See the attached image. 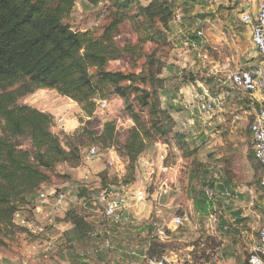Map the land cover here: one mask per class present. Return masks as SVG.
Segmentation results:
<instances>
[{"label": "trees", "instance_id": "1", "mask_svg": "<svg viewBox=\"0 0 264 264\" xmlns=\"http://www.w3.org/2000/svg\"><path fill=\"white\" fill-rule=\"evenodd\" d=\"M88 1L94 7L107 5L110 22L101 33L74 29L76 0H0V246L16 229L15 215L35 206L41 189L52 184L57 168L79 165L90 148L106 151L114 147L128 161L134 180L140 159L149 149L159 143L168 145L171 135L176 136L178 146H186L187 136L176 133L173 108L162 105L164 63L155 52L139 74L108 70L111 62L127 53L140 56L148 43H168L175 2ZM125 23L136 34L141 50L118 46L116 38ZM41 90L71 100L86 118L95 116L99 101L118 97L134 126L124 141L111 122L97 132L80 119L81 126L74 133H57L51 113L23 102ZM103 178L98 190L80 186L77 196L84 206H94L93 199L101 190L118 185ZM123 180L133 183L129 178ZM65 219L75 231L93 235L94 226L85 215L71 211ZM148 234L146 260L162 261L166 246L155 233V222Z\"/></svg>", "mask_w": 264, "mask_h": 264}, {"label": "rangeland", "instance_id": "2", "mask_svg": "<svg viewBox=\"0 0 264 264\" xmlns=\"http://www.w3.org/2000/svg\"><path fill=\"white\" fill-rule=\"evenodd\" d=\"M176 7V14L181 15V20H176V17L170 25V30L167 32V44L148 43L143 46L138 42L136 34L133 32L129 23H125L120 28V33L116 38L118 46L126 49L141 50L140 56L134 53H127L121 60L111 62L108 65V70L112 72L123 73H141L148 63V58L155 52V57L159 58L164 63L161 78L165 81V89L162 91L161 101L163 108H173L172 116L176 121V133L185 134L187 136L186 146L180 147L177 145L176 136L171 135L168 138V146L173 150L175 147L179 150L178 157L183 159L185 165H181V192L186 195V180L188 172L183 168H191V177H193L192 189L196 196L203 197L206 188L213 184L215 168L222 166L224 175L228 181L235 183L246 184L250 180L253 172L249 166V160L252 158L251 152V137L249 134L250 125L253 120V114L256 108L248 107L246 96L238 91H231V96H235L238 100V105L228 110L226 118L227 125H218L212 122V125L205 127L204 122L200 119L196 121L193 128L183 129L178 125L174 115L182 112L180 107H173V100H181L186 94L181 93L183 89L196 87V81L210 84L212 80L207 77L206 70L202 69V60L198 56V52H194L190 48L192 41H196L198 32L204 35L205 48L210 52V55L219 60L223 64H231L232 66L239 65L244 68L246 59L243 57L250 44L248 37L239 36V39L234 38V34L238 31L243 35V31H248L239 21L241 8L234 9L221 6H212L205 0H194L185 2L183 0H171ZM107 5L101 4L94 7L88 0H76V8L74 11L73 27L76 31L95 30L98 33L106 24L110 22L109 10ZM176 16V15H175ZM249 33V32H248ZM202 42V40H200ZM213 46V50L208 46ZM208 52V53H209ZM230 60L229 62L227 60ZM258 63L250 66H256ZM247 66L246 68H250ZM196 71L198 73L196 74ZM197 89V87H196ZM104 101V100H102ZM108 102L106 109L97 107V112L92 118H86L79 111L74 102L59 96L51 90H41L34 95L29 96L23 102L35 107L42 106L44 102H51L57 107L55 116H68L75 118L80 124V119L88 122V126L101 132L104 125L111 122L115 125L116 132L119 134V139L124 141L128 135V131L134 126V122L125 112L123 101L114 97ZM229 108V107H228ZM227 108V109H228ZM227 114V113H226ZM232 117V118H231ZM58 118V117H56ZM57 133H62L56 119ZM67 134V133H66ZM66 145L65 140L63 141ZM211 150V151H210ZM210 151V153H209ZM247 152V153H246ZM103 156L99 160L85 161L76 166L69 164L60 165L57 168V173L53 176L52 184L45 186L41 192L54 190L56 192H64L68 195V199L63 207H56L53 204L42 207V213H36L39 208V197L35 202V206L28 208L22 212L21 218L14 219L16 226L12 235L5 238V245L0 246V264H69L67 261H61L58 257L62 251L60 242L62 235L69 232V237L74 235L72 224L66 221L68 212L75 211L83 215V204L80 201L78 190L80 186H88L91 190H98L104 180L103 176L110 180L123 182L125 178L133 180V175L129 167L128 161L120 157L116 149L111 147L108 150L102 151ZM249 154V155H248ZM160 151L155 148L149 149V152L144 155L151 164H156L159 161ZM249 157H247V156ZM176 156H172L169 160L170 165L175 163ZM113 163V165H111ZM255 166H259L254 163ZM185 166V167H184ZM259 168V167H258ZM155 168L139 167L136 178L133 183L136 187H142L146 190L148 200L143 205H140L144 212L142 222L152 226L155 222L153 215V198L157 189L158 177L155 175ZM183 170V171H182ZM260 173H257L255 179L259 183ZM40 192V193H41ZM169 196V195H168ZM186 201L183 198L182 205L185 206ZM98 207V206H97ZM55 212V213H53ZM150 214V215H149ZM185 215V216H184ZM183 217L185 227L178 233L181 235L174 236L171 242L164 243L166 252L160 260L168 258L171 264H249V249L259 241V233L254 232L246 237V244L242 240H236L235 230L232 236L225 233H215L209 226V218L201 214L186 215ZM169 216H172L169 215ZM168 216V217H169ZM25 222V223H23ZM30 225V227H28ZM69 228V229H68ZM147 236L149 234L147 233ZM225 240H230L231 243L237 241V252H241L242 261L233 262L227 249L224 251V258H220ZM48 242H52V247H47ZM149 239H147V243ZM252 244V245H251ZM130 248V247H129ZM128 249H115V253L121 260L124 255H127ZM136 250V249H135ZM103 256V255H102ZM97 259L95 264H103V257ZM167 264V263H166Z\"/></svg>", "mask_w": 264, "mask_h": 264}, {"label": "crops", "instance_id": "3", "mask_svg": "<svg viewBox=\"0 0 264 264\" xmlns=\"http://www.w3.org/2000/svg\"><path fill=\"white\" fill-rule=\"evenodd\" d=\"M221 6L229 9L231 8L234 9L235 7H239L241 8V11L245 10L248 7L252 11H255L257 8V0H238V3L236 5H233L225 0L220 5H218V8H220ZM245 28L248 29L247 27ZM241 31H243V35H241L237 31L234 34V38L239 39V36L240 37L244 36L245 38L248 37L249 40L248 42L250 43L247 47V51L243 55V57L246 59L247 62L244 68H241L239 65L232 66L231 64H227V62L223 64L219 60L213 58L210 55V52L204 49L205 38L203 35V38L201 39L202 42H200L202 46L201 48L203 54L208 57L209 62L217 63L221 66L229 68L230 70L246 69L247 66L250 67L258 63L259 57L252 45L250 30L248 29V31L245 30H241ZM206 48H208V50L210 48H212L213 50L216 49L211 45ZM248 53L252 54V58H249L247 56ZM198 56H199V52H198ZM227 61L229 62L230 60L228 59ZM211 67H212L211 65H208V67L206 68L207 77H211ZM211 80L212 83L210 82L209 85H211L214 88V81L212 78ZM190 92L191 90L189 88L183 89L181 91V93L187 94L186 98L188 101L192 100V97L190 96ZM246 97H248L247 100H248L249 108L258 109L261 106L260 95H255L252 97L246 96ZM173 103L175 104V106L180 107V105L178 104V100H173ZM238 104H239L238 100H236V97L233 95L231 99H229L226 102L225 110L223 114V118H224L223 123H218L214 118H206V122H204L205 127L212 125L213 121L214 124L227 125L226 118H228L227 117L228 110H230V108L235 107ZM74 105L79 109V106L77 104ZM36 108L41 111L51 113L56 120L63 119L64 123L61 125V127L63 125L65 126V129L63 130L67 134L74 133L75 130L79 127L78 121H76L75 118L71 117V115L55 116L57 113V107L53 106L51 102H44L42 106ZM174 116L176 117L175 119L179 121L178 125L181 124L179 126L182 128L181 129L182 131H184L183 130L184 128L185 129L193 128L196 125L195 121H194L195 123L191 125L187 123V120L190 118V114L185 110L176 113V115ZM249 134L251 137V144L253 145L252 135L250 131ZM157 149H159L160 151L159 157L161 158V161L165 158V165L168 166L170 170L165 176L162 169H159L157 162L155 168L156 169L155 175L156 177L159 176L158 181H160V183H162L165 178H168L169 180L168 184L170 186V194L169 196L167 195L161 197L159 203L157 202L154 203L153 208L160 209L161 212L160 216L158 218H155L156 235L158 236L157 233L158 227L162 226L163 221L167 219L168 216L171 214L172 216L175 215L183 216L184 214L186 215L201 214L205 217H210L209 226L214 230L215 233L220 232L221 234L222 233L229 234L230 232L235 230V234L233 235V237L235 236V239L237 241L242 240L245 243L244 245L250 246L249 244H246L245 239L247 235L249 236V234H253L254 232L258 234L264 223V204H263V198L260 187L261 177L264 172L263 167H261L255 161V159L251 162V160L248 158L249 166L252 172L254 169L253 172L254 175L251 174L250 180H248L246 184L241 185L240 183L242 181L240 183H235L233 180L228 181L226 176L224 175V170L222 169V166H219L215 168L213 184H211V186L205 189L204 195H202L203 197L200 198L199 196H196V193H194V190L192 189L194 179L193 177H191V171H192L191 168L185 169L182 166V169L187 170L188 172L187 180H186V195L183 196L181 192L182 190L180 189L181 188L180 176H181V165L183 164L185 165V162H183V159L178 157L179 150L176 147L172 150L170 146L163 143L157 144ZM251 152L253 153L252 146H251ZM172 156H176V159H175V163L170 165L168 163L169 160H171ZM252 158H254L253 154H252ZM254 163L258 164L259 168L255 166ZM257 173H260L259 183L257 182L258 180L255 179ZM183 198L186 201L185 204L186 207L184 208L183 206H181ZM82 204L83 202L81 203V205ZM35 211L36 213H42V208H37ZM100 211L101 209L98 207L92 206L88 208V206H84L83 204V215L86 216V221L94 226V233L91 236H87L71 228L73 230L70 231H72L71 233H73L74 235L69 237V232H66L64 235H62V240L59 244L60 246H62L61 247L62 251L58 253L60 255V257L58 258L62 262L67 261V263L69 264H95L97 259L103 255L102 256L103 264H155L154 262L146 260L145 254L147 250V239H148L147 233L148 230L150 229V225L142 222V219H144L146 216H144V212L141 210V207L138 208L137 206H133L132 208L128 209L127 213L134 216V221L129 224H123L117 228L108 227L104 223L105 219ZM28 227H30V225H28ZM182 227L184 228L185 224ZM182 227L174 228V229H166V235L158 236L159 240L163 243L171 242L174 236L176 237L178 236V234L179 235L182 234V233H178L179 230L180 231L182 230ZM95 233L99 234L98 237H94ZM104 234L107 235L105 238L103 237ZM229 236H232V233H230ZM104 240L110 241L111 245L109 248L105 246ZM237 241L231 243L230 240H225L220 258L225 257L224 251L225 249H227L229 255L232 256V259L230 258L228 260H231L233 262V260H235L234 258H236L237 259L236 261L239 262L242 261L240 257L241 252L239 253L237 252L238 245L239 244L242 245V244L241 243L236 244ZM116 248L117 249L129 248V250L126 251L127 255H124V258L122 260L115 253L114 250ZM163 260L167 264H171L170 262L171 260H169L168 258H165Z\"/></svg>", "mask_w": 264, "mask_h": 264}, {"label": "built area", "instance_id": "4", "mask_svg": "<svg viewBox=\"0 0 264 264\" xmlns=\"http://www.w3.org/2000/svg\"><path fill=\"white\" fill-rule=\"evenodd\" d=\"M213 7L220 5L225 0H206ZM229 3L236 5L238 0H226ZM176 20H181V15L176 14ZM240 23L247 27L251 32V42L255 52L259 57L258 65L238 70H230L214 62H209V59L202 52L201 39L203 33L198 32L196 41H192L190 48L194 52H199V58L202 60V69L206 70L208 65H211V77L214 81V88L208 83L196 81V87L190 92L192 97L188 101L186 96L178 101L180 107L190 114L187 120L189 125L194 124L200 119L206 122V118H214L218 123H223L224 110L226 102L231 99V91H238L245 96H261V106L255 110L253 120L250 125L252 135V149L255 160L264 169V0H257V8L252 11L248 7L241 11L239 17ZM247 56L252 58V54ZM198 71H196V74ZM188 89V88H186ZM101 109L108 107L107 101L99 103ZM59 126L64 123L63 119L56 120ZM195 121V122H194ZM62 130L65 129L63 125ZM60 128V129H61ZM103 156L102 150L93 147L85 153V161L99 160ZM113 165V163H111ZM141 168H156V164H151L146 157H142L139 162ZM159 169H162L165 176L170 168L165 165V158L158 161ZM168 178H165L162 183L158 181L157 189L152 194L153 205L159 203L161 197L170 194ZM261 194L264 204V172L260 181ZM148 194L142 187H136L134 183L121 182L116 186H110L106 190H101L93 199L94 206L101 209V213L108 227L114 225L129 224L134 221V216L127 213V210L133 206L143 205L148 200ZM68 199V195L64 192H56L50 190L41 192L39 195V208L45 207L50 203L56 207H63ZM132 206V207H131ZM159 206V205H158ZM161 212L160 209L153 208L154 218H158ZM21 218L20 212L15 215V219ZM187 219L183 216H171L163 221V225L158 227V236H165L166 229L180 228L184 225ZM25 223V222H23ZM98 233L94 237H98ZM105 246L110 247V241L104 240ZM47 247H52V243L48 242ZM255 259L256 264H264V223L259 232V241L249 249V264H253ZM155 264H166L164 260L154 262Z\"/></svg>", "mask_w": 264, "mask_h": 264}, {"label": "clouds", "instance_id": "5", "mask_svg": "<svg viewBox=\"0 0 264 264\" xmlns=\"http://www.w3.org/2000/svg\"><path fill=\"white\" fill-rule=\"evenodd\" d=\"M253 264H256V261H255V259L253 260Z\"/></svg>", "mask_w": 264, "mask_h": 264}]
</instances>
